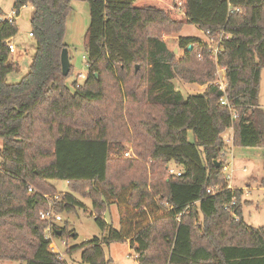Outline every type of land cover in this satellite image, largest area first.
I'll return each instance as SVG.
<instances>
[{
    "label": "trees",
    "instance_id": "trees-1",
    "mask_svg": "<svg viewBox=\"0 0 264 264\" xmlns=\"http://www.w3.org/2000/svg\"><path fill=\"white\" fill-rule=\"evenodd\" d=\"M73 1L15 0L18 15L33 8L36 41L19 83L8 82L21 69L8 49L19 30L0 24V264H67L50 250L48 223L40 219L50 207L41 194H57L52 181L71 191L55 202L57 212L83 206L75 195L92 202L103 236L66 252H81L84 264H110L105 248L118 242H129L139 264H264V227L245 223L243 191L228 189L223 172L227 130L234 147L264 151V0H85L88 73L71 89L73 67L65 77L61 55L69 48ZM191 24L223 38L218 64L200 38H179L182 57L162 39ZM218 65L225 91L217 85ZM176 77L211 83L186 98ZM124 143L133 158L115 156ZM170 164L183 175L169 176ZM215 187L221 192L208 195ZM112 206L118 230L101 219ZM56 228V238L77 237Z\"/></svg>",
    "mask_w": 264,
    "mask_h": 264
},
{
    "label": "rangeland",
    "instance_id": "rangeland-1",
    "mask_svg": "<svg viewBox=\"0 0 264 264\" xmlns=\"http://www.w3.org/2000/svg\"><path fill=\"white\" fill-rule=\"evenodd\" d=\"M15 3V0H0V9L5 17L15 10ZM32 17L33 8L30 6L22 8L19 15L16 17V24L19 32L17 36L12 39V43L18 47V53L12 55V58H14L15 62H19L21 70L18 73L9 75L8 82L12 84L19 83L22 78L28 74L36 53V41L34 37L30 35ZM90 25L91 13L88 2L85 0L73 1L72 11L67 18L65 35V43L69 47V58L71 66L73 67L72 75L68 80V85L71 89L72 87L74 88L73 85H75V82L82 85L88 73L84 42ZM179 35L186 38H200L203 41L207 40L203 32L192 24L186 26L180 34L171 36L163 34L162 39L167 43L169 49H175V54L178 55V57H182L184 54L183 51L176 52L178 40L180 38ZM81 74L84 75V79L80 78ZM173 82L176 89L186 98L190 95L203 94L211 83L201 84L198 82H187L179 77H176ZM259 101L264 110V70L262 72ZM232 135V129L227 130L224 134L226 142L225 151L227 152V161L225 162L231 163L229 171L226 172V176H233V180L231 181V186H233V188H231L232 190L240 189L243 191L240 205L245 223L249 227L258 229L264 227V151L256 148H236L233 146L232 142H230ZM189 139L191 141L194 139L192 132H190ZM124 144V150L120 154L115 155L121 160L126 159V152H132L131 144ZM1 146L2 143L0 142V149ZM169 166L176 169L174 164H170ZM178 168L179 167H177V169ZM52 184L56 187L57 193L59 194L71 192L65 181H52ZM32 186L36 188L34 185ZM75 196L83 206L78 207L75 212L63 213V221L58 223V227L61 229L67 227V231L74 235L76 234L77 237L56 238V246H58L61 251H65L67 247L72 248L81 245L86 242L85 240L87 239L92 240L96 237L101 238L103 236L102 230L97 223L96 213L93 211L91 200L78 195ZM101 219L118 229L120 225L118 208L116 206L110 207ZM110 247L113 259L110 264H139L135 259V252L127 243L118 242L112 244ZM107 254L110 256L109 250H107ZM66 260L67 264H84L82 262L81 252L72 256H67ZM2 264L20 263L6 262Z\"/></svg>",
    "mask_w": 264,
    "mask_h": 264
},
{
    "label": "built area",
    "instance_id": "built-area-1",
    "mask_svg": "<svg viewBox=\"0 0 264 264\" xmlns=\"http://www.w3.org/2000/svg\"><path fill=\"white\" fill-rule=\"evenodd\" d=\"M237 11H240V9H237ZM17 16H18V12L16 10H14L9 15H7L6 17L5 16L0 17V24L8 23L10 25H14V24H16V19H17L16 17ZM30 35L33 37L32 34H30ZM208 35H209V33L207 34V36H205L207 38L205 43L208 46V48L212 54V58L214 59L216 64H218L219 55H220L221 50H222L223 38L220 37L218 40H216L214 37H208ZM8 49H9L11 57H12V55H15L18 52V47L16 45H14V43H12V41L8 44ZM217 68H218L217 74H218V79H219L217 82V85H219V87L223 91H225V89H226L225 69L220 67L219 65ZM80 78L84 79V75L81 74ZM85 79H86V77H85ZM79 86H80V84H77V87H79ZM220 103L222 106L227 107L233 113V119H236V114L233 112L234 107L230 105V103L228 102V100L225 97H223L220 100ZM232 139L233 138L230 139V142H232ZM223 154H225V152ZM125 157L126 158H133L132 152H126ZM226 157H227V154H226ZM230 166H231V163L225 162V164L223 166V172L225 174H226V172L229 171ZM0 171H2L1 159H0ZM233 171H235V170H233ZM245 171H246V169H245ZM168 174L171 177L178 178V177H181L183 175V171L180 168L177 169V167H176V169H174V168H171V166H169L168 167ZM226 180H227V183H229L228 189L233 188V186H231L232 185L231 181L233 180V176L232 175L226 176ZM28 191L30 194L36 193L35 189L32 186L29 187ZM220 192H221L220 187L210 188L207 191L208 195H211V196H215L217 193H220ZM41 195L44 199H46L49 202L50 207L48 210L42 211L40 213V219H41V221L48 223V226L46 228V239L51 241L50 250L53 253H55L54 252V250H56L55 239L57 237L56 236L57 235L56 234L57 233L56 227H58L59 222L63 221L62 214L57 212V210L55 209V202H61L62 197H61V194H59V193H57L53 196L47 195V194H41ZM229 207H230V205L227 206L226 209ZM137 258H138V256L136 255L135 259L137 260Z\"/></svg>",
    "mask_w": 264,
    "mask_h": 264
},
{
    "label": "water",
    "instance_id": "water-1",
    "mask_svg": "<svg viewBox=\"0 0 264 264\" xmlns=\"http://www.w3.org/2000/svg\"><path fill=\"white\" fill-rule=\"evenodd\" d=\"M192 49V46L189 47V50ZM176 52H178V50L176 49ZM61 65H62V71H63V75L65 77H67L71 71V62H70V58H69V50L68 48H65L62 52L61 55ZM138 69V68H137ZM220 167L219 163H217V168ZM58 236L61 237L62 232L58 231L57 232Z\"/></svg>",
    "mask_w": 264,
    "mask_h": 264
},
{
    "label": "crops",
    "instance_id": "crops-1",
    "mask_svg": "<svg viewBox=\"0 0 264 264\" xmlns=\"http://www.w3.org/2000/svg\"><path fill=\"white\" fill-rule=\"evenodd\" d=\"M30 6V5H29ZM31 7V6H30ZM31 34V33H30ZM179 37H181L180 35H179ZM178 37V38H179ZM18 53V52H17ZM22 56H24V55H22ZM12 58V57H11ZM13 59V61L15 62V60H14V58H12ZM17 64H19V62L17 61L16 62ZM19 66H20V64H19ZM21 70V69H20ZM49 184H51V185H53L52 184V182H50ZM68 184V183H67ZM54 186V185H53ZM55 187V186H54ZM56 188V187H55ZM108 224V223H107ZM120 226V225H119ZM114 228V227H113ZM114 229H116V230H118L117 228H114ZM56 241V240H55ZM86 242L87 241H89V239H87V240H85ZM125 243H127L128 245H129V247H130V244H129V242H125ZM67 246V245H66ZM55 247H56V250H54V252L55 253H57V254H60L61 255V257L67 262V260H66V257L68 256L67 254H66V252H67V248H66V250L65 251H61L59 248H58V246H56V243H55ZM107 250H109V253H110V256H109V254H107ZM112 250H111V247L109 246L108 247V249L107 248H105V255H106V259L107 260H109V261H113V259H112V252H111Z\"/></svg>",
    "mask_w": 264,
    "mask_h": 264
}]
</instances>
